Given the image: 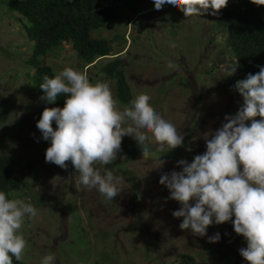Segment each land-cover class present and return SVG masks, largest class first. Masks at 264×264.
Here are the masks:
<instances>
[{
    "label": "rangeland",
    "instance_id": "obj_1",
    "mask_svg": "<svg viewBox=\"0 0 264 264\" xmlns=\"http://www.w3.org/2000/svg\"><path fill=\"white\" fill-rule=\"evenodd\" d=\"M135 4L138 14L123 10L94 34L113 42L112 55L96 63L105 66L116 57L123 59L134 98L149 95L152 107L185 139L177 149L158 151L150 138L146 143L153 155L143 158L138 142L125 136L117 160L97 165L122 179L120 195L109 200L96 189L78 186L71 162L67 170L46 162L51 142L36 125L51 106L31 88L32 44L25 20L0 0V155L17 158L28 187L16 199L38 212L22 228L27 241L23 260L41 264L43 256L53 253L54 264H181L182 255H190L199 264H248L239 252L246 240L235 233L232 222L213 223L205 237L181 230L182 218L172 215L181 206L168 199L170 191L159 183L163 174L182 171L180 160L191 163L203 154L204 134L221 128L225 117L243 106L235 90L228 35L215 16L186 18L171 5L157 11L153 0ZM169 61L178 67L170 69ZM45 64L56 74L72 67L86 71L92 83H109L123 109L115 82L98 74L96 67H84L68 43L50 53ZM216 233L219 242L209 243Z\"/></svg>",
    "mask_w": 264,
    "mask_h": 264
},
{
    "label": "clouds",
    "instance_id": "obj_2",
    "mask_svg": "<svg viewBox=\"0 0 264 264\" xmlns=\"http://www.w3.org/2000/svg\"><path fill=\"white\" fill-rule=\"evenodd\" d=\"M153 3L157 11L171 5L191 18L216 16L229 0ZM251 3L264 6V0ZM168 67L178 66L169 61ZM40 89L45 93L41 99L49 104H55L60 95L67 97L63 108L46 107L36 125L43 139L51 142L46 149V162L64 170L71 162L76 184L96 189L109 200L120 195L122 179L108 168L101 171L97 165L106 166L117 160L125 136L138 142L143 158L153 155L146 143L150 138L158 145V151L174 150L184 143L185 137L152 107L151 97L145 93L136 95L130 107L121 109L109 83H92L86 71L72 67H65L53 77L45 75ZM235 90L244 101L236 115L226 116L221 128L204 134L203 154L196 155L191 163L180 160L182 171L163 174L159 183L170 191L168 199L181 206L172 212L175 218H182L181 230L205 237L213 223L232 222L235 233L247 243L239 250L240 255L248 264H264V67L237 81ZM160 164L162 167L164 161ZM37 214L31 203L9 198L0 191V264L23 259L27 241L22 228L26 218ZM220 238L216 233L208 240L216 243ZM54 261L55 255L49 253L41 264Z\"/></svg>",
    "mask_w": 264,
    "mask_h": 264
},
{
    "label": "trees",
    "instance_id": "obj_3",
    "mask_svg": "<svg viewBox=\"0 0 264 264\" xmlns=\"http://www.w3.org/2000/svg\"><path fill=\"white\" fill-rule=\"evenodd\" d=\"M12 12L25 20L24 30L32 44L28 64L34 69L29 75L31 88L38 96L45 75L56 73L45 58L57 47L68 43L84 67H96L98 74L112 79L116 86L119 104L130 107L134 99L127 80L125 62L116 57L105 66L98 60L112 55L113 42L97 38L95 33L114 22L123 10L137 13L135 0H2ZM218 25L228 35L227 46L235 59L237 81L249 73L259 72L264 67V6H256L251 0H229V4L215 16ZM59 50V49H58ZM56 50V51H58ZM66 96L60 95L51 107L63 108ZM49 104L46 100H43ZM259 119V117H257ZM55 128V123L53 124ZM40 135L42 133L39 130ZM43 137V136H42ZM28 183L21 175L19 163L14 156L0 155V191L14 198L25 191ZM181 264H199L192 256L182 255ZM14 264H27L23 259Z\"/></svg>",
    "mask_w": 264,
    "mask_h": 264
}]
</instances>
